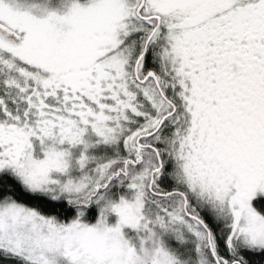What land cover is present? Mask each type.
<instances>
[{
	"label": "snow or ice",
	"instance_id": "1",
	"mask_svg": "<svg viewBox=\"0 0 264 264\" xmlns=\"http://www.w3.org/2000/svg\"><path fill=\"white\" fill-rule=\"evenodd\" d=\"M0 264H264V0H0Z\"/></svg>",
	"mask_w": 264,
	"mask_h": 264
}]
</instances>
